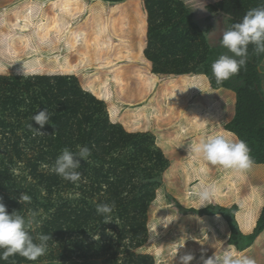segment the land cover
Instances as JSON below:
<instances>
[{
	"label": "trees",
	"instance_id": "trees-1",
	"mask_svg": "<svg viewBox=\"0 0 264 264\" xmlns=\"http://www.w3.org/2000/svg\"><path fill=\"white\" fill-rule=\"evenodd\" d=\"M262 4L207 10L227 29ZM190 12L177 0H0V202L37 214L34 239L52 237L36 261L0 264H181L185 254L204 264L227 247L264 264V54L250 44L246 67L217 84L211 65L227 49ZM46 108L51 123L40 128L31 117ZM216 134L249 146L242 179L188 154ZM78 145L91 155L77 157L76 184L43 167ZM202 183L216 192L200 207ZM104 203L115 204L112 221L96 213Z\"/></svg>",
	"mask_w": 264,
	"mask_h": 264
},
{
	"label": "clouds",
	"instance_id": "clouds-1",
	"mask_svg": "<svg viewBox=\"0 0 264 264\" xmlns=\"http://www.w3.org/2000/svg\"><path fill=\"white\" fill-rule=\"evenodd\" d=\"M219 44L222 48L227 49V52L221 54L211 65L212 75L217 84L230 79L241 68L246 67L250 44L253 46L255 54H264V4L248 10L239 22L232 23L223 31ZM22 75L27 78L33 73L27 71L23 64ZM52 114L46 108L39 111L38 114L32 115L31 120L43 128L46 123H51L50 116ZM28 127L33 128V125L29 123ZM40 128L35 127L36 133L43 134L44 132ZM77 149L74 153L67 147L64 148L50 167L48 165H43V167L62 179L76 184L81 179V173L78 171L80 159L77 157L89 162L88 158L91 155V149L88 146L78 145ZM250 151L245 141L234 140L224 134L209 135L188 146V154H195L206 165L217 166L231 172L237 179H242L253 166L254 161ZM201 172L206 173L207 168H202ZM215 192L214 185L202 183L200 190L196 192L200 207L206 206L215 196ZM18 199L22 204L31 201V197L23 193ZM114 209V203L96 205V213L104 218V222L112 221L111 214ZM36 217L35 212L27 217L20 215L17 211L9 213L6 206L0 202V260L6 261L10 256L19 255L29 261H36L46 254L48 241L52 237L48 234L39 233L34 239L30 232L34 230V224H39ZM192 259L191 254L180 257L181 264H189ZM204 264H257V262L253 257L227 247L220 250V254L216 252L214 257L206 259Z\"/></svg>",
	"mask_w": 264,
	"mask_h": 264
},
{
	"label": "rangeland",
	"instance_id": "rangeland-1",
	"mask_svg": "<svg viewBox=\"0 0 264 264\" xmlns=\"http://www.w3.org/2000/svg\"><path fill=\"white\" fill-rule=\"evenodd\" d=\"M180 1L186 6L191 12L192 20H194L201 29H205L209 27V30L206 33V38L208 42L212 45L220 40V37L226 29V17L223 15L211 16L209 11L207 10V5L210 3L217 2L219 0H177ZM259 69L262 73H264V59L261 62ZM201 76H197L195 78L196 81H199ZM202 80V79H201ZM262 87L264 89V77L262 80ZM175 121L176 119L173 118ZM168 121V120H167ZM18 172V169L16 170ZM167 264H180L178 258L170 257L167 259ZM34 264H101L100 260H89V261H81V260H55L51 261L45 258H42L40 261Z\"/></svg>",
	"mask_w": 264,
	"mask_h": 264
}]
</instances>
